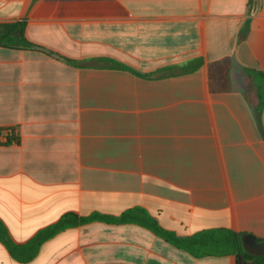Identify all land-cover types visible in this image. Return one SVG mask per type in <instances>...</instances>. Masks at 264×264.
Here are the masks:
<instances>
[{
	"label": "crops",
	"instance_id": "1",
	"mask_svg": "<svg viewBox=\"0 0 264 264\" xmlns=\"http://www.w3.org/2000/svg\"><path fill=\"white\" fill-rule=\"evenodd\" d=\"M20 26L12 36L80 66L0 46V220L16 245L68 212L137 207L180 237L225 228L264 240V111L244 96L246 69L264 72V0H0V33ZM223 58L232 90L212 93L208 66ZM109 60L141 74L197 65L140 77ZM0 264L237 263L94 222L28 263L0 243Z\"/></svg>",
	"mask_w": 264,
	"mask_h": 264
},
{
	"label": "trees",
	"instance_id": "2",
	"mask_svg": "<svg viewBox=\"0 0 264 264\" xmlns=\"http://www.w3.org/2000/svg\"><path fill=\"white\" fill-rule=\"evenodd\" d=\"M17 29L23 31V26L17 28L3 27L1 29V47L14 46L16 41H20L25 48L38 50L74 67L80 66L79 62L37 46L23 37L20 39L13 37L11 34ZM249 32L250 22L247 21L241 29L239 35L240 41L246 40ZM104 62L108 64L109 68L127 71L140 77L188 73L195 69L197 65L196 62H190L181 67L159 71V73L141 74L117 61L109 60ZM232 67L233 60L231 58H223L209 64V87L212 93H226L232 90ZM176 70L177 72H175ZM245 72V99L254 113L260 115L264 111V72L252 69H246ZM12 139L14 140L15 138L13 137ZM94 222L108 225L132 224L142 227L177 249L186 251L196 258L234 256L237 264H264V251L261 249L264 245V240L258 239L252 234L237 233L224 228L203 230L189 237H180L175 232L160 226L157 220L146 209L140 207L129 209L120 216L100 212H95L89 216H80L74 212H68L58 222L40 230L28 244L23 246H18L12 241L6 226L0 220V243L5 246L14 260L20 263H28L35 258L44 243L58 234Z\"/></svg>",
	"mask_w": 264,
	"mask_h": 264
},
{
	"label": "water",
	"instance_id": "3",
	"mask_svg": "<svg viewBox=\"0 0 264 264\" xmlns=\"http://www.w3.org/2000/svg\"><path fill=\"white\" fill-rule=\"evenodd\" d=\"M13 36L14 37H21V33L20 32L14 33ZM261 249L264 251V245L261 247Z\"/></svg>",
	"mask_w": 264,
	"mask_h": 264
}]
</instances>
